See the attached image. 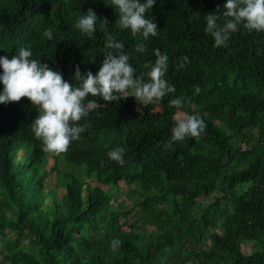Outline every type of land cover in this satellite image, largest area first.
I'll use <instances>...</instances> for the list:
<instances>
[{
	"label": "trees",
	"instance_id": "1",
	"mask_svg": "<svg viewBox=\"0 0 264 264\" xmlns=\"http://www.w3.org/2000/svg\"><path fill=\"white\" fill-rule=\"evenodd\" d=\"M225 3L156 0L146 18L159 31L144 40L116 26L111 0H0V56L31 45L33 59L71 82L77 65L99 71L110 33L138 73L154 63L156 49L167 54L165 79L176 89L147 105L87 97L99 105L59 155L42 151L22 111L27 98L0 104V264H264V32L241 26L227 48L214 47L204 15L220 8L222 23ZM89 8L98 17L92 36L75 28ZM49 28L52 40L43 35ZM140 42L143 53L134 48ZM184 56L190 62L179 68ZM180 96L185 107H170ZM178 111L199 116L206 128L165 147ZM117 146L126 149L123 166L107 156ZM48 158L57 182L46 194ZM114 239L123 242L115 250Z\"/></svg>",
	"mask_w": 264,
	"mask_h": 264
},
{
	"label": "clouds",
	"instance_id": "2",
	"mask_svg": "<svg viewBox=\"0 0 264 264\" xmlns=\"http://www.w3.org/2000/svg\"><path fill=\"white\" fill-rule=\"evenodd\" d=\"M155 3L156 0H111V5L119 12L116 26L120 29H130L133 36L142 34L144 40L150 36L155 37L159 31L157 23L146 18L147 12ZM223 9L222 23L221 16L217 14L220 8L204 15V31L214 39V47L227 48L231 34L239 31L241 26L248 32H264V0H226ZM97 21L96 13L89 8L86 14L78 18L75 28L92 36L97 30ZM107 24L108 21L103 19L101 29ZM43 35L52 40L53 29L45 30ZM134 48L139 53L146 51L143 42L136 43ZM32 56L31 45H21L11 59L6 55L0 56V84L3 85L0 104L18 103L22 98L31 102L37 111L33 110L38 114L30 127L35 138L42 142V151L45 153H66L70 144L81 138V133L88 125H81L79 122L86 119L96 106L95 100L85 103L89 96L100 97L109 103L134 97L139 104L147 105L176 91L175 86L165 79L169 67L167 54H162L156 49L154 63L143 64L145 71L138 73L130 63L124 42L117 40L110 33L105 34L103 61L99 71L95 74L91 71L82 73L77 65L71 82L65 81L61 72L54 71L47 63L33 59ZM181 59L178 67L184 68L190 61L187 56ZM73 80L77 83L73 84ZM200 92L201 88L197 85L195 93ZM188 102L186 97L180 96L171 99L169 106L180 110ZM174 119L171 139L165 147H170L173 142L184 141L188 137H199L206 128L203 119L197 115L178 111ZM31 150V146L20 148L17 159L23 161ZM22 152L24 154L21 155ZM125 153L124 147L117 146L110 150L107 156L111 161L123 166ZM49 160L53 159L48 158V163ZM122 243L114 239L111 247L115 250Z\"/></svg>",
	"mask_w": 264,
	"mask_h": 264
},
{
	"label": "rangeland",
	"instance_id": "3",
	"mask_svg": "<svg viewBox=\"0 0 264 264\" xmlns=\"http://www.w3.org/2000/svg\"><path fill=\"white\" fill-rule=\"evenodd\" d=\"M99 105L96 104V106L94 108H97ZM105 105L102 106V108H104ZM106 108V107H105ZM25 115L27 116V118L30 120V121H33V119L37 116L38 113H36L33 108H32V105H31V102L30 101H25L24 104H23V110H22ZM160 113V110L158 108L154 109L153 110V115H158ZM24 154L23 152L21 153V155ZM54 161L53 160H49V163L47 164V166H45V170L46 173H47V176L46 178L44 179V187H45V193L48 194V192L50 191V189L54 188L55 185H56V182H57V179H56V172L54 170ZM61 168H63L62 164H61ZM88 184L90 185V187L94 188L96 186V182L93 181V180H87ZM122 189L124 190L125 187L122 186ZM58 194L59 196H62L64 194V190L63 189H59L58 190ZM121 195H124V192H122ZM120 195V196H121ZM242 250L243 252L246 254V255H249L251 253V248H250V245H244L242 247Z\"/></svg>",
	"mask_w": 264,
	"mask_h": 264
}]
</instances>
